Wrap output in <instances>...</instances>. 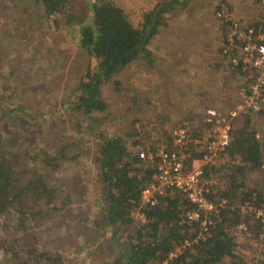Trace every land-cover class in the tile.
<instances>
[{
  "label": "trees",
  "instance_id": "16d2710c",
  "mask_svg": "<svg viewBox=\"0 0 264 264\" xmlns=\"http://www.w3.org/2000/svg\"><path fill=\"white\" fill-rule=\"evenodd\" d=\"M35 1L42 5L49 24L68 32L80 51L97 62L93 69H87L61 106L51 112L63 109L71 116L72 124L77 121V131L87 123L100 124V115L107 108L105 91L110 89L116 95L129 91L120 79L127 69L137 66L145 73L155 72V37L168 28L172 18L195 5L193 0H157L134 25L119 8L92 0ZM2 73L0 68V108L14 132L0 136V264H87V256L93 260L100 250L104 254L95 264H252L240 257L238 236L233 233L234 226L242 222L255 227L251 218L241 213V206L248 203L264 208V138L258 134L259 127L250 112L234 123L230 143L219 162L202 167L203 179L209 182L205 198L214 204L225 201L206 230L199 223L186 222L185 214L194 206L179 191L156 196L155 206L141 205L142 190L151 183L155 165L139 158V149L145 150L143 140L148 137L133 117L118 134L95 132L100 141L95 162L101 217L92 222V227L85 222L82 226L88 229L86 233L93 234L92 239L102 238L103 243L89 252L75 247L70 256L61 252L53 256L39 248L16 244L20 234L61 215L77 229L80 222L74 220V209L79 208L81 194L74 185L79 176L61 178L57 187L47 182L50 176L42 169L58 171L77 156H68L66 146L52 157L41 153L44 148L35 144L44 136L46 120L52 116L38 109L6 106ZM257 116L264 117V107ZM23 124L40 135L33 136ZM165 143L166 149H172L171 137L167 136ZM198 149L191 146L185 166L190 168L202 159L203 150ZM255 174L263 178L261 186L248 184ZM185 240L193 244L171 256Z\"/></svg>",
  "mask_w": 264,
  "mask_h": 264
},
{
  "label": "rangeland",
  "instance_id": "374dc122",
  "mask_svg": "<svg viewBox=\"0 0 264 264\" xmlns=\"http://www.w3.org/2000/svg\"><path fill=\"white\" fill-rule=\"evenodd\" d=\"M92 1L106 4L108 7L119 8L128 15L134 25H138L141 21L142 13L150 9L157 0ZM193 1L195 5L192 8L180 13L178 16L176 15L171 20V23H175V33H178L181 39L186 36V39L180 41L179 46H175L173 42L164 41L162 38V41H159V43L167 49L172 47L183 50H202L203 48L200 49L202 43L206 42L208 44L212 41V37H209L208 40H200L202 37H205V33L210 32L209 36H212V29L208 26L206 27V24H211L213 27L210 19L218 21L216 13L223 7L232 19L244 28L264 23V0ZM191 20L192 23H190ZM1 24H4L5 28ZM168 28L163 32L168 31ZM163 32L161 34H164ZM156 39L153 42V47L155 48L157 45ZM72 40L68 32L63 29H56L47 22L42 5L35 0H0V68L5 78L3 80V88L7 94L5 105L13 109L19 106L27 107L33 111H37L36 109H38L40 112L52 116L46 120L45 127L47 129L43 136L44 138L42 137L40 142L35 144L44 148V152L41 153L45 157L54 156L56 150L63 148V146H66L68 156H77L75 161L62 162V167L58 171L53 172L49 168H44L42 171L46 176H50L47 180L49 185H55L56 187L61 178L72 179L79 176L74 185L77 187V191H80L81 196L79 199L81 202L78 205L79 208H73L74 220L80 222L78 223L79 227L75 229L73 227L74 223L64 215H61L60 219L55 217L41 227H35L17 237L16 244H21V246L29 247L30 249L39 248L41 251L49 252L53 256H57V252L70 256L75 247H82L84 252L95 251L104 241L102 238L99 240L92 239L93 234L86 233L88 229L85 227V231L82 226V223L83 225L88 223L92 227V222L95 219L99 220L101 217V210L97 201L99 185L97 184V164L95 162L98 156L100 141L95 135L96 131L105 136L118 134L127 126L131 118L136 117L140 122L138 128H142L147 132L148 138L143 140L145 149L152 148L154 150L157 148H167L165 143L166 137H171L172 130L179 126H187L190 129L192 138L202 140L206 136V130L200 128L201 125H199L198 121L191 125L192 127L189 126L190 121H187V117L189 118L191 115L188 116L187 114L186 117V114L183 113L184 118H180L181 120L175 119L177 116L182 115L181 110L187 111L190 105L179 104V112H175L174 108L177 105L172 108H163L146 102L148 100L146 96L149 95L146 89L151 94L154 92L150 86H147V82L151 80L154 83L156 81L154 78L158 74L145 73L146 71H142L137 66L130 67L120 77L126 84L125 88H128L129 91L125 89L124 91L126 92L124 94L116 95L110 89L104 90L103 98L107 104V108L106 112L100 115L101 121L98 126L87 123L85 127L80 128L81 131H77V126H75L77 121H74L73 125L70 122L71 116L63 111V109L58 110L53 115L51 112L56 107L59 108L66 97L71 95L75 85L84 78L87 69H93L97 64L94 59H90L83 54ZM219 47L220 50L218 52L221 54V46ZM225 58V62L227 61L226 65L224 62L226 73L222 74H226V81L231 79L230 85L228 82H225L222 74L216 75L214 72L208 71V79L212 82L211 85H215L218 88V91L221 88L228 94L233 90L236 91L233 95L234 99L233 97L226 98L231 99V102L232 99L234 100L229 105V107H232L241 98L239 94L242 97L248 94L251 77L249 74L241 72H239L240 75L237 77H235V73L232 76L230 73L233 72L234 68H232L229 58ZM193 60L200 62L205 59L195 56ZM189 78L190 75L184 74L180 79V83L186 84ZM241 78H243L244 83ZM236 79L239 81L235 82L236 86L233 84V89L232 83ZM229 107L221 108V111L226 112L227 110L225 111L224 109ZM2 113L3 111L0 108V136L5 134L11 135L14 132L13 126L8 118L2 116ZM178 113L180 114L177 115ZM251 114L255 125L259 127L258 134L262 135L261 132H263L264 136V117L258 118L257 115ZM80 124L82 126V121ZM23 126L33 136L36 133L40 135L37 130H30L29 125L23 124ZM193 129H198L195 134L193 133ZM139 150L141 152L144 149ZM262 180L261 176L255 174L248 179V184L259 183L261 186ZM253 224L256 230L258 225L254 222ZM252 234H242L236 237L238 238L239 255L246 261L251 259V242L255 238L253 232ZM77 235L81 236L77 237ZM1 243L3 241H0ZM105 248H108V246L106 245ZM103 254L104 251L100 250L94 258L96 260L94 263V259H89V256H87L86 263H97L98 259H100L99 257H102ZM1 258L2 253L0 251ZM21 262H16V264H20Z\"/></svg>",
  "mask_w": 264,
  "mask_h": 264
},
{
  "label": "built area",
  "instance_id": "2783aa9c",
  "mask_svg": "<svg viewBox=\"0 0 264 264\" xmlns=\"http://www.w3.org/2000/svg\"><path fill=\"white\" fill-rule=\"evenodd\" d=\"M216 17L222 26L221 54L229 58L234 70L250 75L248 94L226 112L213 108L205 109L202 121L207 129L202 140L192 138L187 126H179L171 132L172 149L146 148L139 153L140 159L155 165L151 183L142 190L141 205L155 206L156 196H161L167 191H179L194 206L193 210L185 214L186 222L199 223L205 230L218 215L219 208L224 206L225 201L214 204L205 198L209 184L203 179L202 167L207 164L214 165L219 160L230 143L236 120L249 112L257 115L264 107V23L244 28L232 19L224 7L216 13ZM191 146L202 149L203 157L199 160L201 165L187 168L185 158ZM240 210L242 214L250 216L259 230L256 231L254 227L242 222L234 226L233 233L240 236L256 232L251 242L250 260L252 264H264V209H256L247 203L241 206ZM138 217L143 218L142 215ZM199 238L200 236L193 242ZM193 242L185 240L182 247L171 256L191 246Z\"/></svg>",
  "mask_w": 264,
  "mask_h": 264
},
{
  "label": "crops",
  "instance_id": "0c3cea01",
  "mask_svg": "<svg viewBox=\"0 0 264 264\" xmlns=\"http://www.w3.org/2000/svg\"><path fill=\"white\" fill-rule=\"evenodd\" d=\"M210 21L213 27L211 26V24H206V27L208 26L212 29V36H209L210 32H208L205 33V37H202L200 40H208L209 37H212V41L208 44L206 42L202 43L200 49H203L200 51L196 49L183 50L181 48L172 47L170 49H167L165 46L159 43V41H162L163 38L164 41H171L175 46H179V42L186 39V36L181 39L178 36L179 34L175 33L176 30L174 31L175 23H171V21L169 22V30L163 32L164 34H159L155 37L157 38L156 48L154 47L156 70H154L155 73L151 72V74H158V76L154 78L156 80L154 83L151 80L147 82V86H150L152 91L154 90L153 94H151V92L146 89L147 94H149L146 96L148 98L146 102H149L151 105H156L163 108H172L177 105L174 108L175 112H179V104L190 105L187 111L181 110L182 115L177 116L175 119L181 120L180 118L185 117L183 116L184 114H186V117L187 114L188 116L191 115V117H187V121H190L191 125L198 121L199 125H202L203 129L205 130L207 128L203 124V121H201L204 110L207 108L222 110L221 108L229 107L231 99L226 98L233 97V95L236 93V91L234 90L229 94L225 93L222 88L218 91V88H216L215 85H211L212 82H210V80L208 79V71L214 72L216 75L226 73L225 65L227 62H225L226 58L218 52V50H220L219 46H221L220 34L222 33V26L217 20L213 21L212 19H210ZM190 23H192V20ZM195 56L203 57L205 60L199 62L197 61V59L196 61H194L193 58ZM233 73H235V77L240 75V73L235 71L234 69L230 74L234 76ZM184 74L190 75V78L186 84H181L180 79L182 76H184ZM225 75L226 74H222L223 78H225ZM241 79L244 83L243 78ZM224 80L229 84L231 79L226 81L225 78ZM238 81L239 80L236 79V81H234L232 85L234 84L236 86L237 84H235V82ZM154 94H156L155 97H153ZM239 97L242 98V95L239 94ZM241 98L238 101H240ZM233 99L231 104L234 102ZM230 108L231 107L224 110L228 111ZM179 114L180 113H178L177 115ZM141 125L143 126V124ZM261 133V138H264L263 132ZM192 165L198 166L201 165V163L200 161H194Z\"/></svg>",
  "mask_w": 264,
  "mask_h": 264
}]
</instances>
